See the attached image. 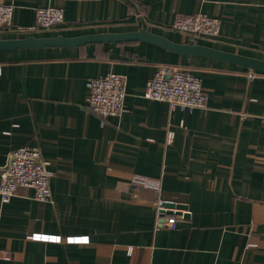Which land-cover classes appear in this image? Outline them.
<instances>
[{
    "label": "crops",
    "instance_id": "crops-1",
    "mask_svg": "<svg viewBox=\"0 0 264 264\" xmlns=\"http://www.w3.org/2000/svg\"><path fill=\"white\" fill-rule=\"evenodd\" d=\"M0 3L14 8L0 40L146 28L264 61V0ZM48 7L63 9L64 22L43 29L36 12ZM198 13L221 20L217 38L171 29L177 15ZM160 65L199 78L206 106L182 111L145 98ZM110 72L128 77L126 112L103 118L88 107V84ZM21 147L39 148L49 163L52 198L24 188L7 203L0 195V264H264V70L145 42L0 49V170ZM158 200L188 207L175 230L156 229Z\"/></svg>",
    "mask_w": 264,
    "mask_h": 264
},
{
    "label": "built area",
    "instance_id": "built-area-1",
    "mask_svg": "<svg viewBox=\"0 0 264 264\" xmlns=\"http://www.w3.org/2000/svg\"><path fill=\"white\" fill-rule=\"evenodd\" d=\"M14 8L0 3V28L12 27ZM37 25L50 29L64 22V10L57 7L40 8L36 12ZM222 22L219 18L207 14L177 15L171 29L193 38H217L221 33ZM19 29L23 30V28ZM32 29V28H29ZM128 77L110 72L92 79L89 86L88 107L103 118L119 117L126 112ZM144 97L150 100L167 102L171 108L182 111H194L203 108L208 102V94L202 81L185 69L173 65H160L148 81ZM174 133H169V141ZM49 163L37 147H21L8 154L7 161L0 170V195L7 203L20 188L32 190L34 198L40 202H50L52 193L50 182L54 174L48 169ZM146 188H158L151 179L135 178ZM111 198V197H108ZM113 199H115L113 197ZM157 230H175L179 215L189 214L188 207L177 202L158 200ZM179 206H182L181 208ZM35 239L60 242V238L33 236ZM67 243L87 242L84 239H66Z\"/></svg>",
    "mask_w": 264,
    "mask_h": 264
},
{
    "label": "water",
    "instance_id": "water-1",
    "mask_svg": "<svg viewBox=\"0 0 264 264\" xmlns=\"http://www.w3.org/2000/svg\"><path fill=\"white\" fill-rule=\"evenodd\" d=\"M128 42L150 43L161 46L166 50L176 54L206 56L209 58H215L244 65L252 69L264 70V61L221 52L212 48L196 45L194 42H189L186 45H180L172 42L166 37L151 33L146 28L130 33L96 34L71 38L62 36L38 38L35 36H30L23 39L0 40V49L67 48L94 44H118ZM179 207L181 208L182 206Z\"/></svg>",
    "mask_w": 264,
    "mask_h": 264
}]
</instances>
